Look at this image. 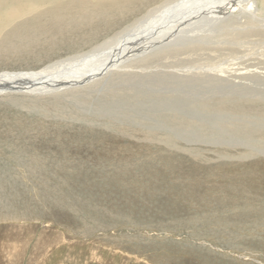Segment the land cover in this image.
<instances>
[{"label": "rangeland", "instance_id": "1", "mask_svg": "<svg viewBox=\"0 0 264 264\" xmlns=\"http://www.w3.org/2000/svg\"><path fill=\"white\" fill-rule=\"evenodd\" d=\"M164 1L165 0L158 2L153 6L151 5L149 7V10L162 8L160 13L162 16L165 13L171 15L172 11H173L172 13H176L181 9V4H175V5L171 4L170 6V4L167 5L168 2L163 3ZM258 7L259 10L257 11L256 14L258 16V19L262 21V23H264V5L259 4ZM192 9H194V7ZM243 11L244 14L242 15L240 21L241 25L248 24V22L251 21L252 18V14H250V11L249 12L248 10H243ZM203 13H207V11L198 12V15ZM207 22L212 23L211 20H208ZM207 22H203V23H207ZM234 22L235 21H230L228 23L233 24ZM119 29L120 28H118L117 30ZM197 33L200 32H196V34ZM108 36H106V38ZM233 37L234 35L233 36L229 35V37L228 38L226 37V39L224 40L226 42V40H231ZM115 41L117 40L112 37H109L92 49H90V47L85 48L87 49L85 53H88L89 51L88 49L94 50L95 53L101 50L110 51L114 45L120 44V41H118L113 45V42ZM178 51L180 53L169 54V53H163V51L159 53H153L152 55L154 54L158 55L163 53V58L161 57L163 60L159 62V64H163V67L152 68L153 66L156 65V63L149 65V67H151L154 70V72L148 74V76L136 77L130 75L132 77L130 79L122 78L114 82H112L110 79H107L106 84H104V86L103 85L98 86L99 88L100 87L103 88V92L105 89L110 92L114 91V93L116 91L118 93V96L114 99L118 100V102L108 101L107 100L108 98L106 96H99L100 98L103 99H90V102H93L94 104L92 105V107L88 106L87 109L84 111L81 110L82 105L78 104L79 107L81 108L77 107L76 109L80 110L82 115H85L87 117V121L89 122L90 126L88 122H86L88 126L86 123H83L82 121L81 123L79 121L73 122L75 125H77V127L81 126L84 129L83 135L87 136V138L85 145L81 146V150L75 148L71 149L69 156L71 161L74 163L72 166L77 168L86 166L87 168L84 167L85 170H90L91 172L87 171L88 172L87 174L81 173L82 175L81 177L85 179H91L94 176V175L92 176L91 174L94 173L92 171H97V170H103L102 175L105 173V176L111 174L112 172L117 173L116 175L111 176L112 179L110 178L108 179V181L105 180L104 183L103 181H101L103 185L101 186V188H97L99 189L98 197L91 198L87 194V192L82 191L80 193L81 199L76 197L79 195H75L73 193L63 194V192H59V194H57L59 196L56 195L55 197L56 199L54 198L52 201L46 199V194H50L52 191L53 184L51 183V179L53 177L51 176V174L49 177L47 176L48 170L38 169L39 171L33 172V167H35L34 169H36L39 167L37 164H40L41 166L45 159H51L56 157V155H54L55 154L54 150H56V146L53 144H44L40 141L37 142L34 141L35 138L47 139V135H45V133L43 132L45 128L43 124L40 127L41 135L33 136L36 133L37 128L36 126L29 127V129H35V132H33L30 136H27V137L33 136L32 140L24 143H20L18 146L15 145L9 146L8 143L12 142L13 141L12 140L10 142H6L4 144L5 147L0 146V169H1L0 198H2L0 199V207L2 206L1 208L4 209H6L7 206H12L13 208L18 207L19 209L20 208L24 209L26 207L28 208L27 211L33 210L37 207L36 208L37 213L35 212V216L37 217H33L34 213H32V215L26 216V218L31 217L30 221L9 220V222H2L0 224V227L1 225H3L4 230L8 229L6 225H14L18 227L19 230L21 231V233H11V234L9 232L1 233L0 241L3 239L5 240H15L17 238L22 239V236H29L27 237V239L20 241V243L24 242L25 245L28 246L23 251L19 252L20 254L19 262L2 261L0 262V264H206V263L213 264L214 262H215L214 264H221L222 262L223 264H227V263L234 264L236 262H237L236 264L238 263L264 264V224L262 225V223H264V217L262 215V213L264 212L263 211L264 210V206H263L264 205V158L263 160H260V163L259 161L256 163L253 162L254 159L251 160L249 159V161L251 162H249L248 159H247L248 162L246 160L238 159L241 156L239 154L241 151L238 152L239 149H243L244 152L247 151L251 152L253 148H251L249 145L257 147L258 144L256 142H249V143L244 142L243 141L244 138L240 139L238 136L230 135L228 133L218 132V135L215 136H207V135L196 136L193 135L192 133L187 132L185 129H182L181 127L174 126L167 119L168 115L181 114V116L189 120H193L195 123L198 124V126L195 127L196 134H199L201 131V127H199L201 123L204 125L209 124L215 126L212 129H216V130L224 129L226 130L225 132H227L226 127L228 125L226 124H228V122L236 123L241 121L248 126L252 124L253 126H256L255 128H264V120L253 118L254 116L253 114L252 116L245 117L241 113H237V112L230 113L226 111H221V112L207 111L205 109H202L197 102L202 98H207V97H211L212 99L225 97V98H229V100L231 101H233L234 99H244L246 101H252V100L264 101V36L246 38L241 41L239 40L235 41L234 43L230 42L226 45V48L225 49L222 48V50L221 48H217V50L201 51L199 53H185L183 51V48H180ZM102 55H106L104 57L105 61L111 58V56L109 57V54L107 53ZM79 56L80 53H77L75 58H73L71 61L77 60L78 58H80ZM159 59L160 57H157V60ZM84 62H87V60L82 61L79 64H82ZM58 63L59 62L56 61L53 62L52 64H58ZM133 64L135 66L136 65L145 66L142 64H138L137 62ZM2 66L3 65H0V68H5L6 70H15V69H23L20 68V66H24V65H16V66L6 65L3 67ZM92 66H88L85 68L83 67L77 70H67L66 69L67 67L63 66L60 67L59 69H56L53 73L58 75L63 73L86 71ZM129 68L131 67H128L124 70H128ZM151 68L147 70H142L141 68L137 67L133 69L132 72H135L137 74L141 72L144 75L149 70H152ZM158 71H163V73H160ZM94 75L99 76L102 74H100V72H93L87 77V80H89V78H91ZM204 75L205 76L209 75V80H203L206 79L205 77H202ZM64 84H66V82H58L56 86L60 87L63 86ZM121 86H124L125 90L119 92V90L122 89ZM45 88H49V86L39 87L40 90H45ZM86 88H88V85L86 86ZM93 88L94 87H90L89 89L92 90ZM97 94H98L97 92L94 93V96H97ZM108 94L109 92L107 93V95ZM122 94L124 96H121ZM9 96L12 98V95ZM8 99L9 98L6 99L5 96L0 100V118L4 115V112L12 111V110H5L3 107H1V103L3 102V100H8ZM65 101L67 102V105H70L71 107L76 106L75 103L79 102L77 100V97L67 98ZM3 105L8 108L10 106L7 103ZM35 112L38 115L44 114V112L42 111H35ZM92 120H94V123ZM58 122L61 124H65L62 121H58ZM58 122L56 123L59 124ZM0 130L2 131V129ZM99 131H102V133H100ZM144 131L148 134H144ZM158 134H165L173 137L174 139L177 140L178 146L170 147L171 145L169 143L166 142L161 143L158 140L157 137ZM257 135L258 134H256V136ZM75 136L76 135L70 134L68 138ZM147 136L150 138H148ZM109 137L111 138L109 139ZM136 138L137 140H135ZM182 138H189L192 143H188V142L186 143V141ZM106 139H107V143L105 141ZM111 139L112 142H109V140ZM93 140H95L96 143H94ZM219 140L221 143L219 142ZM229 141L230 143H234L233 145L236 144L237 147L231 146ZM140 143L143 144L141 145ZM128 144L129 146H127ZM144 144L146 146H143ZM247 144H248L247 148L243 147L244 145ZM6 146L15 149H13L10 152L9 148L8 147L6 148ZM119 146H121L123 149L120 148ZM148 146L150 148H147ZM113 147L114 148L118 147V149L120 148L121 152L115 153L113 151ZM180 147H184V148L182 149ZM22 148H25V150L22 151H23V157L26 160H20L18 161V163L19 162L20 163L16 164L15 163L16 161L12 160L13 158L12 153L18 152L19 149ZM94 148H97L98 150ZM151 151L152 153H150ZM190 151L193 154H191ZM253 151L255 153H258L259 156L261 155L262 157H264V155L260 154L257 150L256 151L253 150ZM128 152L130 155L128 154ZM185 154L186 155L189 154V156L188 155L186 156ZM228 154L231 156H229ZM140 155L141 157H138ZM181 157L183 158L180 159ZM229 157L232 158L230 159ZM160 158L163 161H161ZM33 159H35V162L37 164L34 162ZM167 162L168 164H166ZM99 166H101L102 168ZM27 168L29 170H27ZM166 169L170 171H166ZM21 170H24L28 175V177H25V175L22 174ZM163 170L166 171V173ZM157 171L159 173H157ZM205 171H207L208 173H206ZM260 172L262 173L260 174ZM248 173H250L252 177ZM201 174L204 176H200ZM213 174L214 176H212ZM236 175L237 177H235ZM241 175H243V177ZM124 176L131 179V183L148 184V186L151 189L150 201L148 198H146L143 195L135 194L134 196L135 198H137L138 196L145 198L146 203L140 198H139L140 200H137L131 197L134 200V203L129 211H127L125 207L123 211L122 210H120V212L118 210L114 211L111 209L113 201L116 199L114 198V195L118 194L117 191L119 192L121 187L123 186L122 183L120 182V178ZM198 176H200L201 178ZM225 176L227 177L224 181ZM24 177L26 180L24 179ZM160 177H162L163 179L162 181L164 182H161ZM244 178L246 179L247 183L244 180ZM248 178L249 179L252 178V179L248 180ZM101 179H105V177H101ZM192 179L194 181H192ZM211 179L212 181L210 182ZM215 179L218 181L215 182L216 181ZM33 182L36 185H34ZM153 183H157V184L155 186H152ZM197 183H200V185ZM207 183L209 184L207 185ZM210 183L212 184L211 186H209ZM164 184H167L168 186ZM248 185H249V189H247ZM113 186H118L116 187L117 190L115 189L114 191ZM175 186H177L178 188L177 187L175 188ZM167 187H169L170 189H168ZM95 188L96 187H94V189ZM38 190L40 192H38ZM13 191L16 192L14 193ZM108 191L113 192V195H111ZM181 191L186 196L182 194ZM231 191L233 192L231 193ZM248 191L251 192L249 196H248L249 193ZM208 193L210 196L208 195ZM161 194H163V197L159 199L158 197L161 196ZM194 194L196 196H194ZM231 194H233L232 195L233 197L231 196ZM130 195L133 196L132 194ZM241 196L243 197L241 198ZM208 197H210V199ZM224 199L226 200V202H224L225 201ZM230 199L232 201L234 200V203L232 201L230 202L229 201ZM28 200L29 203L27 202ZM156 200L158 201L156 202ZM215 200L217 203L215 202ZM47 202L50 204H47ZM208 202H210V204ZM180 204H183L184 207H182ZM143 205L144 206L146 205L145 206L146 208L143 207ZM149 205L154 207L163 206V215L165 216L162 215L163 220H161L158 223V221L160 220L159 219L156 222L157 225L152 224L151 226H149L148 223H144V225H146L147 227H145L144 225L143 227L137 221L133 220L130 213L132 211V214L135 213L139 215H147ZM176 205L178 206V209H180L181 207V209L183 208L185 210V212L183 210L182 213L185 217L181 216L180 219V216L178 218L176 215H174L175 213L173 211L175 208L174 206ZM201 205L205 208L201 209L202 207ZM220 207L223 209V211L221 210ZM261 207L263 208L261 209ZM135 208L137 209L136 212H135ZM166 208L167 209L170 208L171 209L170 212H168ZM195 208H197V210ZM140 210L141 213L140 212L138 213V211ZM232 210L234 211V213L231 212ZM107 211H109V213ZM46 212H48L49 214ZM121 212H123V214H120ZM189 212L191 214L188 215ZM229 214L231 215L230 218H228ZM256 214L258 215L261 214V215L257 216ZM191 215L193 217L192 220H191L192 218ZM168 217H170V219ZM167 218L168 220H166ZM234 219L237 220L235 221ZM231 220L232 222H230ZM202 222L205 223L203 224ZM260 224L262 227L258 226ZM186 225L189 226L190 228L187 227ZM204 225L206 227H204ZM233 226L236 228H234ZM26 228H28V230L25 231ZM147 228L149 231H146ZM226 228H228L227 231H225ZM159 229L161 230L160 231L161 233L159 232ZM162 230L163 231L166 230V231L163 232ZM206 230L207 232H205ZM189 232H191V235ZM208 233L210 234V236ZM43 238L46 239L45 245L43 247H39V249H37V251L34 254L35 257L33 259H30L31 256L30 253H32L34 250V247L32 245H34L35 242H38L39 239H43ZM240 238L242 240L241 242H240ZM48 239L50 241H48ZM188 242H190V245ZM17 243L19 245V241H17ZM137 243L138 245H136ZM151 243L153 244L151 245ZM179 244L180 245L183 244L184 246L181 245L180 247ZM154 246H156L157 248ZM175 246L179 248V251L178 249H176ZM232 248H234V251ZM174 250L176 253L173 252ZM191 250H193L194 252L193 251L191 252ZM223 250H226L227 252ZM158 251L160 252L161 255L159 254ZM203 252L204 254H202ZM0 253H2L1 250ZM194 253L196 255L198 254L199 258ZM179 255L180 257L182 256L184 257L180 258ZM215 257L217 258L215 259ZM220 257L222 259H220ZM231 257L234 259H232ZM195 258L197 259L198 262H196ZM209 259L212 261H210Z\"/></svg>", "mask_w": 264, "mask_h": 264}, {"label": "bare ground", "instance_id": "2", "mask_svg": "<svg viewBox=\"0 0 264 264\" xmlns=\"http://www.w3.org/2000/svg\"><path fill=\"white\" fill-rule=\"evenodd\" d=\"M161 1H163V0H0V65H3V66H6V65H11V66L24 65V66H20V68H23V69L6 70L5 68H0V96H2V97H0V100L2 98H4L5 96H6V99L9 98L8 100H3V102L1 103V107H3L5 110H12L9 112H7V111L4 112V115L0 118V121H1L0 122V129H2V131L0 130V146L5 147L4 144L6 142H10L12 140H13L12 142L8 143L9 146L10 145L18 146L20 143L30 141V140H32L33 136L41 135V128L40 127L42 124L45 126L43 132L45 133V135H47V139L35 138L34 141L35 142L40 141L44 144L55 145L56 150H54V152H55L54 155H56V157L51 158V159H45L41 166H40V164H37L35 162V159H33L34 162L39 166L36 169H34L35 167H33V172L39 171L38 169L48 170L47 176L49 177L51 174V176L53 177L51 179V183L53 184L52 185V191L50 194H46L47 200L52 201L56 197V195L59 194V192H63V194L64 193H68V194L73 193L75 195H79L76 197L80 198V199H81L80 193L82 191L87 192V194L91 198L98 197L99 196L98 195L99 189H97V188H101V186L103 185L105 180L108 181V179H110L111 176H114L117 174L116 172H112L111 174L105 176V173L102 175L103 170H97V171H92L94 173H91V174H92V176L93 175L94 176L91 179L82 178L81 173L87 174L88 173L87 171H89V172H91V171L85 170L84 167H86V166H82V167H78V168L72 166L74 163L71 161L70 156H69L72 148L81 150V146L85 145L86 138H87V136L83 135L84 129L81 126L77 127V125H75L73 123V122H77V121H79L80 123H81V121L83 123L88 122L87 117L85 115H82L80 110L76 109L77 107H79L78 104L82 105L81 110L84 111L87 109L88 106L92 107V105L94 104L93 102H90V99H103V98H100L99 96H106L108 98L107 99L108 101L118 102V100L114 99L118 96V93L116 91L114 93V91L110 92V91L105 89L103 92V88L98 87L100 85L104 86V84H106L107 79H110L112 82H114V81H117V80L122 79V78L123 79H130V78H132L131 76H136V77L148 76V74L154 72V70L152 68L163 67V64H159V62L161 60H163L162 59L163 53H169V54L170 53H180L178 51L180 48H183V51L185 53H199L201 51L217 50V48H221V50H222V48L225 49L226 45L230 42L234 43L235 41H238V40L241 41V40H244L246 38L264 36V23H262V21H260L258 19V16L256 14L257 11L259 10L258 5L259 4L264 5V0H165L163 3L168 2L167 5L170 4V6H171V4L172 5L181 4V9L179 11H177L176 13H172L173 12L172 11L171 15L165 13L162 16L160 14L162 8H156L153 10H151V9L149 10V7L151 5L153 6L154 4L161 2ZM197 4H199V5H197ZM193 7H194V9H192ZM243 10H248V12L250 11V14H252V18H251V21L248 22V24H242L241 25L240 21H241L242 15L244 14ZM203 11H207V13H203V14L198 15V12H203ZM235 13H237V14H235ZM245 16H248V15H245ZM208 20H211L212 23L207 22ZM230 21H235V22L233 24L228 23ZM203 22H207V23H203ZM118 28H120V29L117 30ZM196 32H200V33L196 34ZM229 35H232V36L234 35V37L231 40H226V42H225L224 39H226V37L228 38ZM106 36H108L107 38L112 37V38L117 40V41L113 42V45L115 43H117L118 41H120V44L114 45L110 51L109 50H101V51L95 53L94 50H90V49L94 48L95 46L99 45L100 43H102L104 40H106L107 39ZM250 43H252V42H250ZM87 47H90V49H88L89 50L88 53H85V51H87V49H85V48H87ZM113 48H115V49H113ZM162 51H163L162 54L152 55L153 53H159ZM62 52H65V53H62ZM77 53H80V56H79L80 58H78L77 60L71 61L73 58H75ZM105 53L109 54V57L111 56V58L108 57L109 59L107 58L108 60H106V61L104 59V57L106 55H102ZM65 54H67V55H65ZM62 55H65V56H62ZM175 55H177V54H175ZM59 56H61V57H59ZM157 57H160V59L157 60ZM85 60H87V62L79 64L80 62L85 61ZM56 61H58L59 63L58 64H52L53 62H56ZM136 62L138 64H142L145 66H139V65L135 66L133 63H136ZM153 63L154 64L156 63V65L153 66L152 68L149 67V65H152ZM74 64H75V66H74ZM63 66H66L67 68L66 67L65 68L67 70H77V69H80L83 67L85 68L88 66H92V67L87 69L86 71H79V72H73V73H63V74H58V75L53 73L56 69H59L60 67H63ZM128 67H131L132 69L129 68L128 70H124ZM137 67L141 68L142 70H147L149 68H151L152 70H149L144 75L141 72H139L138 74L135 72H132L133 69H135ZM93 72H100V74H102V75H99V76L94 75L91 78H89V80H87V77ZM158 72L163 73V71H158ZM160 73H158V74H160ZM209 75L202 76V77L206 78L203 80H209ZM58 82H66V84H64L63 86L57 87L56 84ZM110 82H109V84H110ZM87 85H88V88H86ZM127 85H129V84H127ZM40 86H43V87L49 86V88H45V90H40L39 89ZM90 87H94V88L92 90H90L89 89ZM121 87H122V89H120L119 92L125 90L124 86H121ZM96 92L98 94H97V96H94V93H96ZM108 92H109V94L107 95ZM123 94L121 96H124ZM9 95H12V98ZM72 97H77V100L79 102L75 103L76 106L71 107L70 105H67V102L65 100L67 98H72ZM155 97H157V96H155ZM73 102H74V100H73ZM197 102H198V105L202 109H205L207 111H214V112L226 111V112H230V113L231 112H237V113H241L245 117L252 116V114H253L254 115L253 118H256L259 120H264V101H262V100L261 101H259V100L246 101L244 99H234L233 101H231V100H229V98H225V97L213 98V99L211 97H207V98H202L201 100H199ZM6 103L8 105H10L9 108L3 105ZM81 107H79V108H81ZM34 110L35 111H42V112H44V114L38 115ZM229 116H231V115H229ZM167 119L174 126L181 127L182 129H185L187 132L192 133L193 135H196V136H198V135L215 136V135H218V132H219V133H228L230 135H235V136H238L240 139L244 138V140H243L244 142H248V143L249 142H256L258 144L257 147L249 145L251 148H253L251 150V152H248V151L244 152L243 149H239L238 152L241 151L239 153L241 156L239 155L240 157L238 159L239 160H246V161H247V159H248V161H249V159L250 160L254 159L253 162L256 163L259 161V163H260V160H263V158H264L261 155L259 156L258 153H255L253 151V150H255V151L257 150L260 154L264 155V133H263L264 128H255L256 126H253L252 124H250V126H248L241 121L236 122V123H229L228 122V124H226V125H228L226 127L227 132H225L226 130H224V129H220V130L212 129L215 126L209 125V124L204 125L201 123L199 125V127H201V131L199 134H196L195 127H197L198 124L195 123L193 120H189V119L181 116V114L180 115H174V114L168 115ZM51 121H54V122H51ZM58 121H62L65 124H61ZM92 121L94 123V120H92ZM56 122H58L59 124H57ZM90 123H91V121H90ZM88 124H89V122H88ZM88 124H87V126H88ZM95 125H96V123H95ZM101 125H99V126H101ZM31 126H36V128H37L36 133L31 137H27V136H30L33 132H35V129H29V127H31ZM89 126H90V124H89ZM109 128H110V126H109ZM95 129H96V127H95ZM173 130H174V128H173ZM99 132L102 133V131H99ZM184 133H186V132H184ZM70 134L76 135V136L68 138V136ZM144 134H148V133H146L144 131ZM256 134H258V135L256 136ZM117 135H119V134H117ZM157 137L161 143H163V142L169 143L171 145L170 147L178 146L177 140L174 139L173 137L169 136V135L158 134ZM110 138L111 137H109V139ZM133 138H135V137H133ZM137 138L135 140H137ZM148 138H150V137H148ZM122 139H123V137H122ZM182 139H184L186 141V143L187 142L192 143L189 138H182ZM194 140H195V138H194ZM211 140H213V139H211ZM105 141L107 143V139ZM93 142L96 143L95 140H93ZM109 142H112V139L109 140ZM125 142H126V140H125ZM219 142H220V140H219ZM229 143H230V141H229ZM129 144L127 146H129ZM140 144L142 145L143 143H140ZM146 144H147V142H146ZM149 144H151V143H149ZM233 144L234 143H230L231 146L237 147L236 144L235 145H233ZM125 145H126V143H125ZM242 145H243V143H242ZM121 146H119V147L122 148ZM143 146H146V145L144 144ZM247 146H248V144L244 145L243 147L247 148ZM7 147L8 146H6V148ZM131 147H130V149H131ZM159 147H157V148H159ZM184 147H185V145H184ZM184 147H180V148L183 149ZM8 148H9L10 152L13 149H15L12 147H8ZM120 148L118 149V147L117 148L113 147V151L115 153H119V152H121ZM147 148H150V147L148 146ZM94 149H97V148H94ZM22 150H25V148L19 149L18 152L12 153V157H13L12 160L16 161L15 162L16 164H19L20 162L18 163V161H20V160H26L23 157V151ZM142 150H144V149H142ZM148 150H150V149H148ZM30 151H31V149H30ZM220 152H219V155H220ZM150 153H152V151ZM190 153H191V151H190ZM199 153H197V154H199ZM223 153H224V151H223ZM105 154H107V153H105ZM128 154H129V152H128ZM142 154H144V153H142ZM159 154H162V153H159ZM189 154H187V155L189 156ZM191 154H193V153H191ZM141 155L138 157H141ZM229 156H231V155H229ZM225 157H227V156H225ZM177 158H179V157H177ZM182 158L183 157H181L180 159H182ZM257 158H259V159H257ZM255 159H257V160H255ZM157 160H159V159H157ZM160 160L163 161L161 158H160ZM145 161H146V159H145ZM185 162H187V161H185ZM231 162H232V160H231ZM249 162H251V161H249ZM166 164H168V162ZM21 166H23V165H21ZM158 166H160V165H158ZM99 167H101V166H99ZM157 168H159V167H157ZM201 168H202V166H201ZM259 168H261V167H259ZM114 169H115V167H114ZM27 170H29V169L27 168ZM181 170H183V169H181ZM254 170H255V168H254ZM166 171H170V170L166 169ZM166 171H164V172L166 173ZM196 171H198V170H196ZM21 172H22V174L25 175V177H28V175L26 174V172L24 170H21ZM184 172H186V171H184ZM205 172L208 173L207 171H205ZM258 172H259V170H258ZM151 173H152V171H151ZM157 173H159V172L157 171ZM250 173H248V174H250ZM261 173L262 172H260V174ZM156 174H155V176H156ZM188 176H189V174H188ZM188 176H187V178H188ZM200 176H204V175L201 174ZM200 176H198V177H200ZM212 176H214V174ZM241 176L243 177V175H241ZM250 176H251V174H250ZM25 177H24V179H25ZM101 177H105V179H101ZM226 177L227 176H225L224 181H225ZM235 177H237V175ZM160 178H161L160 179L161 182H164V181H162L163 180L162 177H160ZM256 178H258V177H256ZM190 179H191V177H190ZM250 179H252V178H250ZM250 179L248 178V180H250ZM244 180L246 181L245 178H244ZM253 180H254V178H253ZM3 181H4V178H3ZM21 181H22V179H21ZM101 181H103V183H101ZM156 181H157V178H156ZM192 181H194V180L192 179ZM211 181H212V179L210 180V182ZM217 181L218 180H216L215 182H217ZM120 182L122 183L123 186L121 187L119 192L117 191L118 194L114 195V198H116V199L113 201L112 208H111L112 210H114V211L118 210L120 212V210L123 211V209L125 207V209L127 211H129L131 206L134 203V200L131 197H133L134 199H137V200L142 199L145 202V198H142L140 196L135 198L134 197L135 194L143 195L146 198H148L150 201L151 189L148 186V184L131 183V179H129L126 176L121 177ZM227 182H225V183H227ZM157 183H160V182H157ZM157 183H153L152 186H155ZM200 183H197V184L200 185ZM246 183H247V181H246ZM33 184H34V182H33ZM208 184L209 183H207V185ZM237 184H239V183H237ZM13 185H14V183H13ZM15 185H17V184H15ZM34 185H36V184H34ZM164 185H167V184H164ZM191 185H193V184H191ZM211 185L212 184L210 183L209 186H211ZM5 186H7V185H5ZM223 186H222V188H223ZM94 187H96V188L94 189ZM116 187H118V186H113L114 191H115ZM176 187L177 186H175V188ZM205 187H204V189H205ZM213 187H215V186H213ZM247 187H248L247 189H249V185ZM167 188L170 189L169 187H167ZM198 188H199V186H198ZM26 190H28V189H26ZM184 190H185V187H184ZM65 191H67V192H65ZM233 191H231V193ZM35 192H36V190H35ZM38 192H40V191L38 190ZM108 192L111 195H113V192H111V191H108ZM181 193L184 194L182 191H181ZM203 193H205V192H203ZM216 193H217V191H216ZM250 193L251 192L248 193V196ZM60 194H62V193H60ZM130 194H132L133 196H131ZM195 194H194V196H196ZM65 195H63V196H65ZM191 195H192V193H191ZM208 195H209V193H208ZM232 195L233 194H231V196ZM57 196H59V195H57ZM162 197H163V194H161V196H159L158 198L160 199ZM202 197H203V195H202ZM242 197L243 196H241V198ZM208 198L210 199V197H208ZM212 198H214V197H212ZM0 199H2V198H0ZM166 199H168V198H166ZM66 200H68V199H66ZM157 201L158 200H156V202ZM229 201L231 202L232 200L230 199ZM8 202H10V201H8ZM27 202L29 203V200ZM215 202H216V200H215ZM224 202H226V200ZM232 202L234 203V200ZM75 203H76V201H75ZM208 203L210 204V202H208ZM47 204H50V203L47 202ZM256 204H258V203H256ZM151 205H149V207L147 206L148 207V211H147L148 214L147 215H139V214H135V213L132 214V211H131L130 214H131V217L133 218V220L137 221L142 226L144 225V223H148L149 226H151L152 224L155 225L159 219L160 220L158 221V223L161 220H163L162 217L165 216V215H163V206L162 207H157V206L154 207ZM180 205L182 207H184L183 204H180ZM206 205H208V204H206ZM145 206L143 205V207H145ZM176 206H174L175 208L172 206L174 208V211H173L175 213L174 215H176L178 218L180 216V219H181V216L185 217L182 214L184 209L183 208L181 209V207H180V209L182 210V212H181V210L178 209V206H177V208H176ZM249 206H250V204H249ZM1 207H0V224L2 222H9V220L30 221L31 217L26 218V216L32 215V213H34L33 217H37V216H35V212H36L37 207L33 210H30V211H27L28 208H26V207H25L26 209L25 208L19 209L18 207L13 208L12 206H7L6 209L1 208ZM55 207H56V205H55ZM58 207H60V206H58ZM202 208L204 209L205 207L202 206L201 209ZM259 208H257V209H259ZM262 208L263 207H261V209ZM195 209L197 210V208H195ZM46 210H47V208H46ZM72 210H74V209H72ZM136 210L137 209L135 208V212H136ZM167 210H168V212H170L171 209L169 208ZM221 210L223 211L222 208H221ZM107 212L109 213V211H107ZM139 212L141 213V210L138 211V213ZM184 212H185V210H184ZM190 212L188 213V215L191 214ZM215 212H217V211H215ZM231 212L234 213L233 210ZM46 213H48V212H46ZM222 213H224V212H222ZM232 213H231V215H232ZM249 213H250V211H249ZM120 214H123V212H121ZM184 214H186V213H184ZM214 215H216V214H214ZM231 215L229 214L228 218H230ZM256 215L259 216L261 214H259V215L256 214ZM262 215L264 217V212L262 213ZM248 216H249V214H248ZM191 217H192V215H191ZM168 218L170 219V217H168ZM168 218L166 220H168ZM233 218H235V217H233ZM164 219H165V217H164ZM192 219H193V217L191 218V220ZM36 221H37V218H36ZM194 221H196V220H194ZM198 222H200V221H198ZM230 222H232V220ZM241 222H243V221H241ZM202 223L204 224L205 222H202ZM13 224H14V222H13ZM191 224H192V222H191ZM263 224L264 223H262V225ZM240 225H241V223H240ZM6 226L8 227V229L4 230L3 225H1L0 234L5 233V232H9L10 234L11 233H21L19 228L14 226V225H6ZM144 226L147 227L146 225H144ZM225 226H227V225H225ZM236 226H237V223H236ZM258 226H261V224ZM187 227H189V226H187ZM204 227H206V226L204 225ZM256 227H257V225H256ZM228 228H229V226H228ZM228 228H226L225 231H227ZM234 228H236V227H234ZM161 229H163V228H161ZM191 229H193V228H191ZM26 230H28V228H26L25 231ZM233 230H236V229H233ZM146 231H149L148 228ZM160 231L161 230L159 229V232ZM164 231H166V230H164ZM218 231H219V229H218ZM203 232H204V230H203ZM203 232H202V234H203ZM205 232H207V230ZM189 233L191 235V232H189ZM194 233H197V232H194ZM220 233H222V232H220ZM198 234H199V232H198ZM48 236H49V234H48ZM209 236H210V234H209ZM225 236H227V235H225ZM27 237H29V236H22V239L17 238L15 240H5V239L1 240L0 241V250L2 251V253H0V262H2V261L3 262H6V261L19 262V255H20L19 252L23 251L28 246V245H25L24 242L20 243V241L27 239ZM206 237H207V235H206ZM196 238H198V237H196ZM202 239H203V237H202ZM244 240H245V238H244ZM17 241H19V245H18ZM48 241H50V240L48 239ZM241 241L242 240L240 238V242ZM45 242H46V239L43 238V239H39L38 242H35V244L32 245L34 247V250L32 253H30L31 254L30 259H33L35 257V255H34L35 252L37 251V249H39V247H43L45 245ZM153 243H151V245ZM188 243L190 245V242H188ZM142 244H144V243H142ZM209 244H211V243H209ZM136 245H138V243ZM147 245H148V243H147ZM181 245H183V244H181ZM181 245H180V247H181ZM200 245H202V244H200ZM220 245H222V244H220ZM225 245H226V242H225ZM154 247H156V246H154ZM170 247H172V246H170ZM175 247L179 251V248H177V246H175ZM194 247H196V246H194ZM234 248H235V246H234ZM234 248H232L233 251H234ZM170 249H172V248H170ZM175 250L173 252H175ZM180 250H182V249H180ZM184 250H186V249H184ZM193 250H191V252ZM226 250H223V251H226ZM170 251H172V250H170ZM220 251H222V250H220ZM204 252H205V250H204ZM204 252L202 254H204ZM210 252H212V251H210ZM230 252H232V251H230ZM159 254H160V252H159ZM235 254H237V253H235ZM238 255H239V253H238ZM196 256H198V254ZM179 257H180V255H179ZM182 257H184V256H182ZM182 257H180V258H182ZM217 257H215V259ZM198 258H199V256H198ZM213 258H214V256H213ZM220 259H222V258L220 257ZM232 259H234V258H232ZM259 260H257V261H259ZM33 261H35V260H33ZM210 261H212V260H210ZM196 262H198L197 259H196ZM235 262H236V260H235ZM236 263H234V264H236ZM252 263H254V262H252ZM221 264H223V262Z\"/></svg>", "mask_w": 264, "mask_h": 264}]
</instances>
